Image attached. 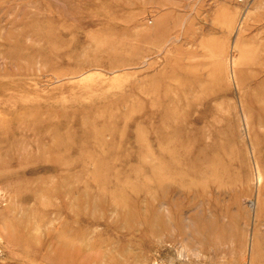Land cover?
I'll list each match as a JSON object with an SVG mask.
<instances>
[{
    "label": "rangeland",
    "instance_id": "1",
    "mask_svg": "<svg viewBox=\"0 0 264 264\" xmlns=\"http://www.w3.org/2000/svg\"><path fill=\"white\" fill-rule=\"evenodd\" d=\"M0 264H264V0H0Z\"/></svg>",
    "mask_w": 264,
    "mask_h": 264
}]
</instances>
